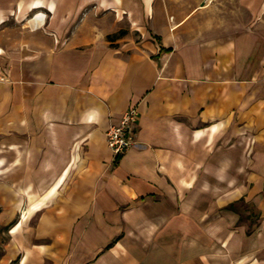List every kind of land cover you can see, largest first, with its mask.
Returning a JSON list of instances; mask_svg holds the SVG:
<instances>
[{
    "label": "crops",
    "instance_id": "1",
    "mask_svg": "<svg viewBox=\"0 0 264 264\" xmlns=\"http://www.w3.org/2000/svg\"><path fill=\"white\" fill-rule=\"evenodd\" d=\"M193 1L0 0V264H264V43ZM243 197L250 235L214 216Z\"/></svg>",
    "mask_w": 264,
    "mask_h": 264
},
{
    "label": "rangeland",
    "instance_id": "2",
    "mask_svg": "<svg viewBox=\"0 0 264 264\" xmlns=\"http://www.w3.org/2000/svg\"><path fill=\"white\" fill-rule=\"evenodd\" d=\"M194 9L202 10L198 14L203 17L197 18L198 21H204L205 24L210 25L215 30L210 35L233 37L248 29H254L264 43V0H195L186 5L182 3L184 13ZM34 21H41L43 26L45 15L37 14L31 16L28 18L27 23L31 24ZM7 67V65H0V82L7 80ZM250 179L248 177L235 176L224 178L227 181V183L226 181L224 183L227 184L225 191L227 189L235 190L236 194V187H240L242 184L245 185L247 190H251L252 183ZM213 184L218 186L219 183L213 180ZM222 195L220 194V196ZM244 196H247V193ZM230 205L231 209L227 208L228 211L218 209L214 212V216H227L225 212L234 214L237 218L236 227H243L247 235L258 229L260 213L252 201H248L243 197L228 206ZM5 238L3 236V239ZM245 244L247 245L248 243L246 242Z\"/></svg>",
    "mask_w": 264,
    "mask_h": 264
},
{
    "label": "built area",
    "instance_id": "3",
    "mask_svg": "<svg viewBox=\"0 0 264 264\" xmlns=\"http://www.w3.org/2000/svg\"><path fill=\"white\" fill-rule=\"evenodd\" d=\"M138 120V110L136 107H132L124 112L117 125H113L107 130V146L116 161L136 144Z\"/></svg>",
    "mask_w": 264,
    "mask_h": 264
},
{
    "label": "bare ground",
    "instance_id": "4",
    "mask_svg": "<svg viewBox=\"0 0 264 264\" xmlns=\"http://www.w3.org/2000/svg\"><path fill=\"white\" fill-rule=\"evenodd\" d=\"M42 23H41V21L40 22H38V21H34V22H32L31 23V25H32V27L34 28V27H38V26H40Z\"/></svg>",
    "mask_w": 264,
    "mask_h": 264
},
{
    "label": "trees",
    "instance_id": "5",
    "mask_svg": "<svg viewBox=\"0 0 264 264\" xmlns=\"http://www.w3.org/2000/svg\"><path fill=\"white\" fill-rule=\"evenodd\" d=\"M228 209H231V205H230V206H228ZM13 264H17V261H16V262H14Z\"/></svg>",
    "mask_w": 264,
    "mask_h": 264
}]
</instances>
